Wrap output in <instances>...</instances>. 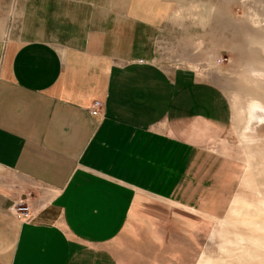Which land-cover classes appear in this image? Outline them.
I'll return each instance as SVG.
<instances>
[{
	"label": "crops",
	"instance_id": "obj_1",
	"mask_svg": "<svg viewBox=\"0 0 264 264\" xmlns=\"http://www.w3.org/2000/svg\"><path fill=\"white\" fill-rule=\"evenodd\" d=\"M102 1L0 0V264H119L113 243L136 212L164 211L147 198L209 218L196 158L226 131V105L145 59L146 18ZM26 193L33 223L10 210Z\"/></svg>",
	"mask_w": 264,
	"mask_h": 264
},
{
	"label": "rangeland",
	"instance_id": "obj_2",
	"mask_svg": "<svg viewBox=\"0 0 264 264\" xmlns=\"http://www.w3.org/2000/svg\"><path fill=\"white\" fill-rule=\"evenodd\" d=\"M106 3L110 2L102 1ZM114 3L116 15L146 18V29L152 34L146 33L148 45H141L145 59L170 74H193L197 81L217 90L227 108L226 131L213 136L204 150V160L196 158L197 173L206 177L203 182L196 176L195 198L206 193L205 209L196 210L207 213L210 219L181 208L175 211L167 203L147 198L152 208L163 207L165 212L150 213L145 210L147 205L138 210V218L131 219L113 243L116 261L264 264V121L250 118L254 102L264 107V0ZM205 6L211 8L208 21L205 10L198 13ZM127 7L135 11L130 16ZM17 9L14 1V25L21 21ZM114 21L122 28L125 40V19L115 16ZM202 190L203 194L198 192ZM174 213L191 223H176Z\"/></svg>",
	"mask_w": 264,
	"mask_h": 264
},
{
	"label": "built area",
	"instance_id": "obj_3",
	"mask_svg": "<svg viewBox=\"0 0 264 264\" xmlns=\"http://www.w3.org/2000/svg\"><path fill=\"white\" fill-rule=\"evenodd\" d=\"M103 104L96 102L90 109L91 114H96V111L101 108ZM33 193L23 194L21 197L12 202L10 206L11 212L16 216L21 223H33L36 219V213L32 208Z\"/></svg>",
	"mask_w": 264,
	"mask_h": 264
},
{
	"label": "bare ground",
	"instance_id": "obj_4",
	"mask_svg": "<svg viewBox=\"0 0 264 264\" xmlns=\"http://www.w3.org/2000/svg\"><path fill=\"white\" fill-rule=\"evenodd\" d=\"M250 118H251V120H260L262 122L264 121V107L262 106V104L257 103V102H254L252 104L251 110H250ZM192 211H194V210H192ZM194 212H196V211H194Z\"/></svg>",
	"mask_w": 264,
	"mask_h": 264
}]
</instances>
